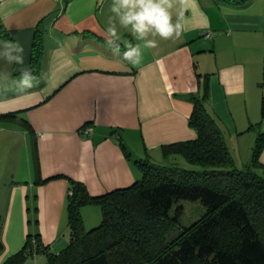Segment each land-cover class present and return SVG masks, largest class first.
<instances>
[{
  "label": "crops",
  "instance_id": "0c3cea01",
  "mask_svg": "<svg viewBox=\"0 0 264 264\" xmlns=\"http://www.w3.org/2000/svg\"><path fill=\"white\" fill-rule=\"evenodd\" d=\"M10 2L16 10L0 21V40L20 41L26 59L23 66L0 61V72L16 78L21 67L29 68L36 27L43 21L45 28L41 82L25 91L0 83V113L18 112L35 131L42 179L64 174L84 182L92 195L141 179L132 159L135 142L144 154L139 158L154 161L162 145L197 137L189 122L194 104L184 94L198 91V73L207 76L209 107L227 138L263 130V123L250 126L262 120L264 0H171L173 20L179 16L183 30L175 39L157 37L138 66L105 44L111 0ZM129 40L138 43L121 29L122 43ZM31 128L0 119V264L23 247L36 200L45 243H56L68 225L69 181L36 183Z\"/></svg>",
  "mask_w": 264,
  "mask_h": 264
},
{
  "label": "trees",
  "instance_id": "16d2710c",
  "mask_svg": "<svg viewBox=\"0 0 264 264\" xmlns=\"http://www.w3.org/2000/svg\"><path fill=\"white\" fill-rule=\"evenodd\" d=\"M244 1V0H236ZM43 22V21H42ZM36 27L30 69L38 76L43 55L44 26ZM0 26V34L4 35ZM199 89L184 94L194 104L190 125L194 139L162 145L165 157L182 155L203 170L164 166L149 157L134 162L143 177L132 185L92 195L86 184L64 174L42 179L35 131L18 112L0 113V119L24 121L33 133L36 183L54 178L69 181L66 208L70 240L59 252L44 242L37 229L23 247L2 264H23L36 252L48 256L46 264H264V130H258L252 160L238 168L220 119L209 107L207 76L198 73ZM264 121V96L261 102ZM127 157L131 152L122 144ZM181 200H199L206 212L172 238L170 231L183 214ZM100 204L102 222L86 229L82 207ZM174 213L172 214V209ZM38 222V219L36 220ZM0 223V254L4 250Z\"/></svg>",
  "mask_w": 264,
  "mask_h": 264
},
{
  "label": "clouds",
  "instance_id": "9594fccd",
  "mask_svg": "<svg viewBox=\"0 0 264 264\" xmlns=\"http://www.w3.org/2000/svg\"><path fill=\"white\" fill-rule=\"evenodd\" d=\"M31 0H20L27 5ZM171 0H111L110 13L106 22L105 44L114 55L121 56L131 66H138L144 58V49L155 48L157 37L162 39L178 38L183 30L180 17L173 20ZM10 0L0 3V21L15 13ZM121 29L127 30L132 40L121 41ZM24 45L18 40H0V61L8 65L25 64ZM11 82L21 91L37 86L41 81L30 68L21 67L18 76L0 72V83Z\"/></svg>",
  "mask_w": 264,
  "mask_h": 264
},
{
  "label": "rangeland",
  "instance_id": "374dc122",
  "mask_svg": "<svg viewBox=\"0 0 264 264\" xmlns=\"http://www.w3.org/2000/svg\"><path fill=\"white\" fill-rule=\"evenodd\" d=\"M264 124V121H262ZM264 130V125L263 128ZM258 137V130L256 133H251L250 135H246L244 137H232L227 138V143L230 148V152L235 160L236 165L238 168H244L246 164H249L252 160L253 156V149L256 144ZM19 143L21 144L23 139L20 138ZM140 145L138 142H135V144L132 146L133 149H135L136 152H133L132 159L135 161L136 158H139L140 155H144L142 151H140ZM25 152L26 148L24 146ZM140 151V152H139ZM141 153V154H138ZM146 157V155H145ZM144 158V157H143ZM154 162L164 165V166H176L179 168H185V169H193V170H203L202 166L194 165L190 162H188L185 157L182 155H171L169 157H163L161 153L159 155L157 154L155 156ZM180 204L183 205V214L180 217V222L175 225V227L170 231L169 238L175 237L183 227L191 225L194 221L198 220L205 212L206 207L203 205V203L199 200L192 201V200H181ZM38 205L37 200L33 204L32 209L30 211L29 219V232L35 233L37 229H39V222H36V220L40 219L39 213L36 210V206ZM174 208L172 209V214L174 213ZM68 216V213H67ZM82 216L84 220V225L86 229H91L93 227H96L99 225L103 220V210L102 206L100 204H86L82 207ZM1 223V218H0ZM70 240V230L68 225H66L61 235L58 239V241L51 245V249L54 252L61 251L69 242ZM12 255V254H11ZM7 257V256H6ZM9 257V256H8ZM5 260L7 258H4ZM48 260V256L44 253L36 252L32 256L28 257L26 261L23 264H46ZM4 262V261H3ZM2 262V263H3Z\"/></svg>",
  "mask_w": 264,
  "mask_h": 264
},
{
  "label": "built area",
  "instance_id": "2783aa9c",
  "mask_svg": "<svg viewBox=\"0 0 264 264\" xmlns=\"http://www.w3.org/2000/svg\"><path fill=\"white\" fill-rule=\"evenodd\" d=\"M87 132H90V128H87Z\"/></svg>",
  "mask_w": 264,
  "mask_h": 264
}]
</instances>
